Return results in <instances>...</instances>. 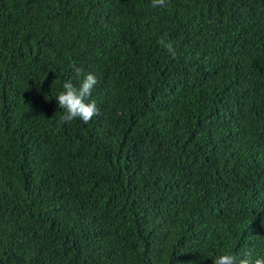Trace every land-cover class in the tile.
Segmentation results:
<instances>
[{
  "label": "trees",
  "instance_id": "trees-1",
  "mask_svg": "<svg viewBox=\"0 0 264 264\" xmlns=\"http://www.w3.org/2000/svg\"><path fill=\"white\" fill-rule=\"evenodd\" d=\"M224 252L264 256V0H0V264Z\"/></svg>",
  "mask_w": 264,
  "mask_h": 264
},
{
  "label": "clouds",
  "instance_id": "clouds-1",
  "mask_svg": "<svg viewBox=\"0 0 264 264\" xmlns=\"http://www.w3.org/2000/svg\"><path fill=\"white\" fill-rule=\"evenodd\" d=\"M153 7H166L167 0H151ZM159 43L167 50L172 58H177V50L171 40L161 38ZM77 76L80 77L82 70L75 68ZM98 84L97 76L92 72L84 73L78 85L71 80L62 84V91L56 97L63 114L59 120L61 124L79 119L84 123L90 122L93 117L99 115V108L95 100L90 99L92 92ZM213 264H264V256L253 259L250 254L245 253L238 257L230 252H224L212 259ZM191 264V262H190Z\"/></svg>",
  "mask_w": 264,
  "mask_h": 264
}]
</instances>
